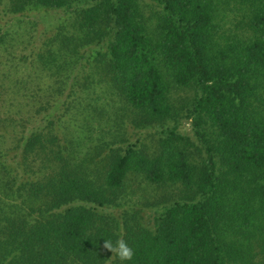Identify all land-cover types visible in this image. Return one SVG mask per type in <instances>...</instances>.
<instances>
[{"label": "trees", "instance_id": "obj_1", "mask_svg": "<svg viewBox=\"0 0 264 264\" xmlns=\"http://www.w3.org/2000/svg\"><path fill=\"white\" fill-rule=\"evenodd\" d=\"M0 264H264V0H0Z\"/></svg>", "mask_w": 264, "mask_h": 264}, {"label": "clouds", "instance_id": "obj_2", "mask_svg": "<svg viewBox=\"0 0 264 264\" xmlns=\"http://www.w3.org/2000/svg\"><path fill=\"white\" fill-rule=\"evenodd\" d=\"M105 247L115 253L122 262L130 261L133 258V250L122 238L118 239L115 244L110 240H105Z\"/></svg>", "mask_w": 264, "mask_h": 264}, {"label": "rangeland", "instance_id": "obj_3", "mask_svg": "<svg viewBox=\"0 0 264 264\" xmlns=\"http://www.w3.org/2000/svg\"><path fill=\"white\" fill-rule=\"evenodd\" d=\"M41 19H38L37 20V22H38V26H36V28H34V29H31V33H33V31L34 30H37V32L38 33H44L46 30H47V28H48V25L47 24H44V23H41ZM2 24H3V26L5 25V23L4 22H2ZM30 33V34H31ZM38 36H40V34L38 35ZM188 127V126H187ZM189 128V127H188ZM128 129H130V128H128ZM130 133L132 134L131 135V138H133V140H136V138L137 137H140V135H136V134H134L133 132H132V130H130ZM148 135H149V133H148ZM143 137V136H142ZM144 137H146V136H144ZM143 137V138H144Z\"/></svg>", "mask_w": 264, "mask_h": 264}]
</instances>
